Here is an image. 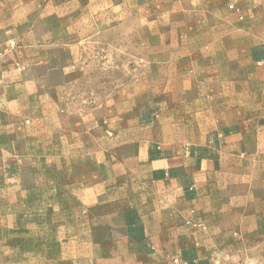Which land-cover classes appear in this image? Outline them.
<instances>
[{"label":"rangeland","instance_id":"obj_1","mask_svg":"<svg viewBox=\"0 0 264 264\" xmlns=\"http://www.w3.org/2000/svg\"><path fill=\"white\" fill-rule=\"evenodd\" d=\"M5 1L25 23L54 27L53 68L57 73L64 66L71 70V80L59 93L63 102L57 118L70 117L72 127L59 128L57 134L71 131L82 154L73 148L71 165L62 157L51 159L53 147L47 141L53 128L48 127L36 129L41 133L39 144H13L7 176L0 167V264H30L34 250L47 252L54 242L49 228L64 226L54 219H96L112 212L119 218V211L135 205L133 194L118 207L106 202L98 208L86 206L78 197L85 186L94 189L103 179L107 195L114 188L126 191L133 181L146 183L147 168L161 151L213 136L240 135L239 150L248 153L260 136L264 0H0V4ZM62 78H52L50 84L63 85ZM30 132L28 128L24 135ZM23 150L30 155L35 150L37 157L16 154ZM255 163L249 159V168L258 170ZM240 186L228 182V196L221 197V203L231 209H223L220 219L239 218L240 200L235 196ZM248 188L251 205L255 199L250 197V183ZM253 211L249 209V214ZM169 264L182 262L172 257Z\"/></svg>","mask_w":264,"mask_h":264},{"label":"crops","instance_id":"obj_2","mask_svg":"<svg viewBox=\"0 0 264 264\" xmlns=\"http://www.w3.org/2000/svg\"><path fill=\"white\" fill-rule=\"evenodd\" d=\"M20 14L7 1L0 4V167L5 176L13 144H39L38 128H53L47 141L53 147L51 159L62 157L71 165V150L82 154L71 131L57 134L59 128L72 127L70 117L57 118L63 102L59 93L71 80V70L64 66L57 73L53 68L57 50L50 28L54 27H34ZM58 76H63V85L50 84ZM261 119L262 132L248 153L239 150V134L213 136L203 143L161 151L147 168L145 184L133 181L126 191L111 188L110 195L103 179L94 189L83 187L78 197L86 206L98 208L106 202L118 207L133 194L135 205L119 211L120 219L114 216L116 212L98 214L96 219H54L64 226L51 225L53 245L50 242L44 253L34 250L30 264H45V258L46 264H169L172 257L182 264H264V115ZM28 128L31 135H24ZM16 154L37 157L35 150L32 155L27 151ZM251 158L256 159L258 170L249 168ZM233 181L241 183L235 196L240 200L236 204L239 218L220 219L223 209H231L221 203V197L227 199L228 182ZM249 183L250 197L255 199L251 205ZM189 215L192 219H184Z\"/></svg>","mask_w":264,"mask_h":264},{"label":"bare ground","instance_id":"obj_3","mask_svg":"<svg viewBox=\"0 0 264 264\" xmlns=\"http://www.w3.org/2000/svg\"><path fill=\"white\" fill-rule=\"evenodd\" d=\"M151 95V94H150ZM156 95V94H155ZM162 117V116H161ZM161 119V118H160Z\"/></svg>","mask_w":264,"mask_h":264}]
</instances>
